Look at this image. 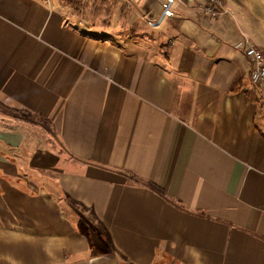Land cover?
I'll list each match as a JSON object with an SVG mask.
<instances>
[{"label": "crops", "instance_id": "0c3cea01", "mask_svg": "<svg viewBox=\"0 0 264 264\" xmlns=\"http://www.w3.org/2000/svg\"><path fill=\"white\" fill-rule=\"evenodd\" d=\"M165 1L0 0V264H264V0Z\"/></svg>", "mask_w": 264, "mask_h": 264}, {"label": "built area", "instance_id": "2783aa9c", "mask_svg": "<svg viewBox=\"0 0 264 264\" xmlns=\"http://www.w3.org/2000/svg\"><path fill=\"white\" fill-rule=\"evenodd\" d=\"M177 0H166L163 4L161 14L156 20H149L150 27L157 28L167 19L175 15ZM207 12L212 16L220 15L223 10L222 0H208L206 6ZM235 47L242 50L251 60V80L255 88L261 93L264 100V51L252 45L247 39L240 40Z\"/></svg>", "mask_w": 264, "mask_h": 264}, {"label": "trees", "instance_id": "16d2710c", "mask_svg": "<svg viewBox=\"0 0 264 264\" xmlns=\"http://www.w3.org/2000/svg\"><path fill=\"white\" fill-rule=\"evenodd\" d=\"M0 108L10 114V115H13L15 117H18V118H22V119H25V120H28V121H33V122H38V123H41L43 125H45V123H49V120L43 116H40V115H37V114H34L32 112H29V111H25V110H14V109H11V108H8L6 106H4L3 104L0 103ZM47 127V126H46ZM49 129V127H47ZM138 180V178H136ZM144 184L146 186H148L149 188L153 189L154 191L158 192L159 194L161 195H165V190L163 187H161L160 185L152 182V181H146L144 182Z\"/></svg>", "mask_w": 264, "mask_h": 264}, {"label": "rangeland", "instance_id": "374dc122", "mask_svg": "<svg viewBox=\"0 0 264 264\" xmlns=\"http://www.w3.org/2000/svg\"><path fill=\"white\" fill-rule=\"evenodd\" d=\"M45 126L49 127V124L48 123H45ZM86 227V226H85Z\"/></svg>", "mask_w": 264, "mask_h": 264}]
</instances>
